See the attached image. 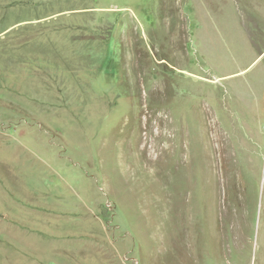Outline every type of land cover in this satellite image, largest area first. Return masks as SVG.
I'll use <instances>...</instances> for the list:
<instances>
[{
    "label": "rangeland",
    "instance_id": "obj_1",
    "mask_svg": "<svg viewBox=\"0 0 264 264\" xmlns=\"http://www.w3.org/2000/svg\"><path fill=\"white\" fill-rule=\"evenodd\" d=\"M264 0H0V264H264Z\"/></svg>",
    "mask_w": 264,
    "mask_h": 264
},
{
    "label": "built area",
    "instance_id": "obj_2",
    "mask_svg": "<svg viewBox=\"0 0 264 264\" xmlns=\"http://www.w3.org/2000/svg\"><path fill=\"white\" fill-rule=\"evenodd\" d=\"M263 129H264V125H263Z\"/></svg>",
    "mask_w": 264,
    "mask_h": 264
}]
</instances>
